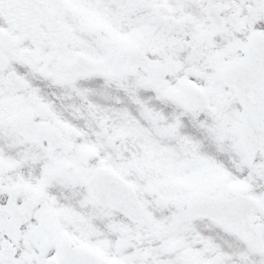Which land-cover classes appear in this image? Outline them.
<instances>
[{
	"label": "snow or ice",
	"instance_id": "snow-or-ice-1",
	"mask_svg": "<svg viewBox=\"0 0 264 264\" xmlns=\"http://www.w3.org/2000/svg\"><path fill=\"white\" fill-rule=\"evenodd\" d=\"M0 264H264V0H0Z\"/></svg>",
	"mask_w": 264,
	"mask_h": 264
}]
</instances>
